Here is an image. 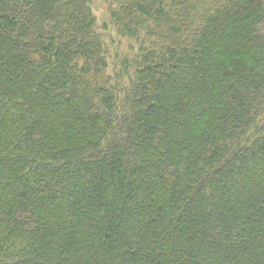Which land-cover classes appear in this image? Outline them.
Segmentation results:
<instances>
[{
    "label": "trees",
    "instance_id": "trees-1",
    "mask_svg": "<svg viewBox=\"0 0 264 264\" xmlns=\"http://www.w3.org/2000/svg\"><path fill=\"white\" fill-rule=\"evenodd\" d=\"M0 0V264H264V0ZM122 92V91H121Z\"/></svg>",
    "mask_w": 264,
    "mask_h": 264
},
{
    "label": "rangeland",
    "instance_id": "rangeland-1",
    "mask_svg": "<svg viewBox=\"0 0 264 264\" xmlns=\"http://www.w3.org/2000/svg\"><path fill=\"white\" fill-rule=\"evenodd\" d=\"M89 8L92 10L97 22V30L102 33L105 44V56L107 59L106 74L110 77L109 82L113 86H120L121 91L117 89V95L123 97L126 92L128 78L132 74L133 65L127 64L125 68V59L134 57V51L131 41L128 38L120 36L113 28L108 14V0H89Z\"/></svg>",
    "mask_w": 264,
    "mask_h": 264
}]
</instances>
